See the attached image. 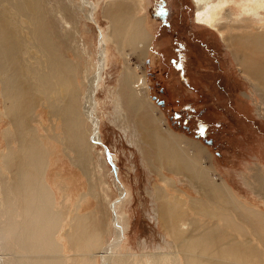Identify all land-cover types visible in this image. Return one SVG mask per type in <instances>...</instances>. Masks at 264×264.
Returning a JSON list of instances; mask_svg holds the SVG:
<instances>
[{"label":"bare ground","instance_id":"obj_1","mask_svg":"<svg viewBox=\"0 0 264 264\" xmlns=\"http://www.w3.org/2000/svg\"><path fill=\"white\" fill-rule=\"evenodd\" d=\"M104 1L103 14L110 23L109 40L115 43L124 60L118 93L121 120L126 125L130 123V130L151 167L176 187L177 192L171 193L164 185L156 186L155 194L165 230L172 233L179 224L186 228L178 235L174 233L176 240L171 237L181 264H264V212L240 200L226 179L218 178L217 168L204 162L205 145L175 131L164 116L155 112L146 91L149 87L146 76L139 75L140 64L134 66L131 62L132 54L126 49L130 47L133 54L144 57L153 39L145 25V15H139L143 0ZM194 2L195 22L218 31L232 50L239 70L264 100V0H239L242 9L233 17V9L227 6L232 0ZM74 4L94 18V1L76 0ZM44 10L48 11L45 0H0L2 114L10 121L3 134L7 139L16 136L18 143L17 151L9 145L7 151H0L11 172L7 180L0 170L4 180L0 201V264H76L77 259L80 264H98L97 257L99 264H134L133 253L117 250L130 225L118 205L129 193L123 190L110 203L114 212L110 223H114L115 232L112 238L107 234L106 242L102 243L101 228L96 223L102 210L79 213L78 202L71 211L64 198L58 205L48 179L50 150L44 142L47 137H58L64 142L65 151H74L75 162L89 178H95L97 167L93 166L92 147L97 143L104 145L97 134L100 121L95 116L96 82L104 70L105 56L99 55V66L88 79L86 95L81 94L76 66L64 54L55 30L48 23L50 15ZM100 37L101 49L106 54L104 35L101 33ZM40 103L48 109L50 121L42 135L36 126L37 122L44 124L38 114ZM57 119L61 120V132L57 131ZM89 120L93 123L90 131ZM8 143L12 146L14 140ZM107 149L106 146L105 152L117 173ZM164 169L184 174V182L189 180L197 186L198 195L179 186ZM93 184L92 180L84 196L88 193L97 196ZM101 187L107 189L105 181ZM65 242L70 253L66 252ZM156 254L154 258H146V264L177 263L174 251L170 256Z\"/></svg>","mask_w":264,"mask_h":264},{"label":"rangeland","instance_id":"obj_2","mask_svg":"<svg viewBox=\"0 0 264 264\" xmlns=\"http://www.w3.org/2000/svg\"><path fill=\"white\" fill-rule=\"evenodd\" d=\"M92 1L96 3L92 19L89 12L85 14L75 7L76 0H45L48 11H44L50 15L51 22L48 23L55 30L64 54L76 66V82L81 94L86 95L88 79L99 66V55L102 53L105 56L104 70L96 82L95 95V116L100 121L97 134L105 146L97 143L92 147L93 166L97 168L95 178L91 179L75 162V152L65 151L64 142L58 137L44 138L50 150L48 179L51 182L58 177L66 179L51 185L58 196V205L64 198L66 207L72 211L76 204L71 208L72 203L81 193V200H84L78 201L79 213L102 210L100 217H96L102 243L106 242L107 234L112 238L115 232L114 223H110V218L114 219L110 203L123 190L129 193L118 205L127 215L130 225L124 234L123 244L117 250L122 248V252L133 253L134 264H146L145 259L154 258L156 253L170 256L174 251L178 259L173 264H181L178 248L171 237L176 240L174 233L178 235L181 229L186 228L179 224L178 230L172 233L165 230L155 194L156 186L164 185L171 193L177 192L176 187L168 184L151 167L130 130V123L126 125L121 120L118 93L121 91L124 60L107 34L110 23L103 14L105 1ZM238 1L232 0L227 5L233 9L232 17L242 9ZM195 12L194 0H143L139 15H145V25L153 35L148 54L141 57L133 54L130 47L126 50L132 54V64H140L139 75L146 76L149 84L146 91L155 112L164 116L175 131L205 145L204 162L217 168L218 178L223 176L240 200L264 212V100L239 70L232 50L218 31L197 24ZM251 24L255 25V22ZM101 33L105 38L107 55L101 49ZM1 78L0 71V151H7L8 145L11 150L17 151L16 136L7 139L3 134L8 130L10 121L2 114ZM38 114L44 122L36 124L42 135L44 127L50 126V121L48 109L41 103ZM56 122L57 131L61 132V120ZM91 122L89 120V131L92 129ZM9 140H14V145L11 146ZM106 146L118 168L117 173L105 152ZM0 170L7 180L11 178L10 169L4 165L2 156ZM164 172L173 176L176 183L190 194L198 195V187L189 180L184 182V174L168 169ZM92 180L97 196L91 193L84 196ZM103 181L107 184L106 190L101 187ZM3 185L4 180L0 177V201ZM65 245L66 252L70 253L69 244L65 242ZM97 260L99 264L98 257ZM76 264H80L78 259Z\"/></svg>","mask_w":264,"mask_h":264},{"label":"crops","instance_id":"obj_3","mask_svg":"<svg viewBox=\"0 0 264 264\" xmlns=\"http://www.w3.org/2000/svg\"><path fill=\"white\" fill-rule=\"evenodd\" d=\"M71 158V157H70ZM47 176H48V174H47ZM63 179H65V178H63V177H58L56 180H55V182H60V181H62ZM66 180V179H65ZM51 182V181H50ZM55 182H51V185H55ZM70 194V193H69ZM56 196H57V194H56ZM69 198H70V200H71V195H69ZM57 199H58V196H57ZM79 200H81V193H80V195L77 197V199H76V201L74 202V203H72V206H71V208H73V206H74V204L75 203H77ZM84 200V199H83ZM82 200V201H83ZM81 201V202H82ZM81 202H80V204H81ZM79 208H80V206H79ZM80 209H78V211H79Z\"/></svg>","mask_w":264,"mask_h":264},{"label":"water","instance_id":"obj_4","mask_svg":"<svg viewBox=\"0 0 264 264\" xmlns=\"http://www.w3.org/2000/svg\"><path fill=\"white\" fill-rule=\"evenodd\" d=\"M108 150V149H107Z\"/></svg>","mask_w":264,"mask_h":264}]
</instances>
